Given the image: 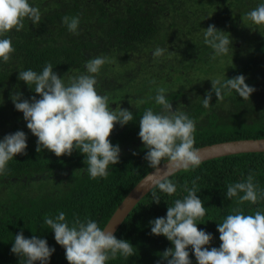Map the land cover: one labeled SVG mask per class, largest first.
Wrapping results in <instances>:
<instances>
[{
    "label": "trees",
    "instance_id": "trees-1",
    "mask_svg": "<svg viewBox=\"0 0 264 264\" xmlns=\"http://www.w3.org/2000/svg\"><path fill=\"white\" fill-rule=\"evenodd\" d=\"M41 12L39 23L25 20L24 28L8 33L15 52L0 63V139L16 131L26 135L25 154H17L0 175V264H25L11 253L15 235H36L55 251L49 264H68L64 249L44 223L64 212L71 225L75 218H90L103 228L129 190L152 168L144 159L147 149L138 137L144 111L161 110L154 99L156 89H168L166 98L177 112L196 122L195 147L220 141L264 137V25L247 16L264 0H29ZM64 16L80 19L78 33L69 32ZM209 25L231 40L229 53L213 59L214 50L204 43ZM165 49L155 57L156 48ZM96 56L108 61L97 75V91L109 97V107L130 111L133 121L115 124L109 140L120 148L119 162L110 166L106 178L91 179L86 159L74 150L57 157L37 151V138L26 127L23 114L11 97L22 100L39 95L34 86L18 80V71L41 72L51 63L53 71L68 82L86 74L85 64ZM136 65V66H135ZM243 75L254 88L249 100L224 90L216 99L211 80ZM30 88V89H29ZM212 93L210 107L203 98ZM249 173L264 189V151L242 152L202 161L191 171H177L169 177L177 184L173 196L161 195L152 203L149 190L129 211L115 231L117 239L129 241L134 253L107 264H165L163 252L173 245L164 236L151 233L150 221L166 216L175 199L187 195L184 186L196 181L197 196L206 207L198 230L211 234L210 244L219 248L217 224L240 208L244 214L264 212V200L256 205L238 204L226 197L229 185L241 182ZM242 195V193H241ZM189 258L197 264L189 246Z\"/></svg>",
    "mask_w": 264,
    "mask_h": 264
},
{
    "label": "clouds",
    "instance_id": "clouds-1",
    "mask_svg": "<svg viewBox=\"0 0 264 264\" xmlns=\"http://www.w3.org/2000/svg\"><path fill=\"white\" fill-rule=\"evenodd\" d=\"M256 25H264V3L247 13ZM25 20L33 24L41 20L40 10L32 6L29 0H0V63H7L15 49L8 33L21 31ZM62 23L73 34L78 33L80 19L77 16H64ZM204 43L214 50L213 59L229 53L231 40L222 35V31L209 25L204 29ZM232 49V48H231ZM165 49L156 48L155 57L164 55ZM109 62L107 57L96 56L85 64L86 74L72 77L65 82L53 71L51 63L46 64L37 73L28 69L18 71V80L28 87L34 86L39 95L29 100H22L17 92L11 97L16 111L23 114L26 127L37 138V151L48 150L55 156H70L78 150L86 159V172L91 179L106 178L110 166L119 162L120 148L109 140L114 125L121 127L133 121V114L127 109L113 111L109 107V97L97 91V75ZM212 92L216 99H223L224 90L235 93L242 99L249 100L254 88L245 83L243 75L235 78H217L211 80ZM30 89V88H29ZM168 89L158 87L156 95L150 97L160 106L159 112L152 108L144 111L139 119L138 137L147 149L144 156L148 166L158 174V178L148 177L151 181L152 203L159 204L161 195L173 196L177 184L169 177L177 171H191L198 168L202 159L200 150L195 147L196 122L183 111L177 112L166 98ZM212 93L203 98L204 108H209ZM2 103V99H0ZM26 135L16 131L0 139V175L7 171L8 164L17 154H25ZM166 162L161 172L160 165ZM187 195L175 199L167 207L166 216L150 221L151 233L164 236L173 245L163 252L165 264H192L189 258V246L197 264H264V212L244 214L237 208L217 224L219 248L205 247L212 240L211 234L198 230L197 223L206 215V207L197 196L196 181L192 187L184 186ZM242 193V195H241ZM226 197L237 199L238 204L256 205L264 200V189L254 182L249 173L241 182L227 188ZM54 233L56 244L65 251L68 264H107L118 256L129 259L134 253V246L127 240L117 239L107 226L101 228L97 221L90 218H75L71 225L64 212L55 218H46ZM108 225V224H107ZM17 257L25 259V264H49L55 249L47 241L36 235L25 238L20 232L15 235L10 249Z\"/></svg>",
    "mask_w": 264,
    "mask_h": 264
},
{
    "label": "water",
    "instance_id": "water-1",
    "mask_svg": "<svg viewBox=\"0 0 264 264\" xmlns=\"http://www.w3.org/2000/svg\"><path fill=\"white\" fill-rule=\"evenodd\" d=\"M197 149L200 150L199 155L202 161L235 153L262 152L264 151V137L220 141L197 147ZM159 167L163 172L166 168V162ZM154 171V169H151L147 172L123 197L104 225V227L107 226V231L115 233L129 211L150 190L151 181L148 177L152 175L153 178H158V174L153 173Z\"/></svg>",
    "mask_w": 264,
    "mask_h": 264
},
{
    "label": "rangeland",
    "instance_id": "rangeland-1",
    "mask_svg": "<svg viewBox=\"0 0 264 264\" xmlns=\"http://www.w3.org/2000/svg\"><path fill=\"white\" fill-rule=\"evenodd\" d=\"M136 66V65H135Z\"/></svg>",
    "mask_w": 264,
    "mask_h": 264
}]
</instances>
